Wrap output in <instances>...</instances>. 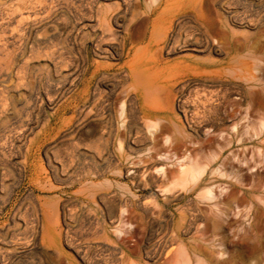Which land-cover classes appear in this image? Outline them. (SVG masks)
Returning a JSON list of instances; mask_svg holds the SVG:
<instances>
[{"label": "rangeland", "instance_id": "obj_1", "mask_svg": "<svg viewBox=\"0 0 264 264\" xmlns=\"http://www.w3.org/2000/svg\"><path fill=\"white\" fill-rule=\"evenodd\" d=\"M159 2L0 0V264H264V0Z\"/></svg>", "mask_w": 264, "mask_h": 264}, {"label": "bare ground", "instance_id": "obj_2", "mask_svg": "<svg viewBox=\"0 0 264 264\" xmlns=\"http://www.w3.org/2000/svg\"><path fill=\"white\" fill-rule=\"evenodd\" d=\"M195 2H196V0H160V2H159V6L156 8V10L154 11V14H155V18H154V21H153V24H152V29H151V35L154 37L156 34H157V32L159 31V29L161 28V26H163V22H164V18L167 16V15H171L172 16V14H181V13H185V12H187V11H189L190 9H192V8H194V4H195ZM175 35L177 36V37H180V38H178V40L180 41V40H182V38H183V36H186V35H188V34H186L185 32H183V31H178L177 30V28H176V26H172V24H171V26H170V28H169V30L167 31V33H166V38L167 39H170V38H174L175 37ZM151 36V37H152ZM153 39V38H152ZM185 39H187V38H185ZM186 43V42H185ZM131 50V49H130ZM133 51V54H132V58L129 60V62L127 63V67H128V73H127V76H129V77H131L134 81L133 82H135L136 83V86L134 85V87H135V89H136V91H135V93H136V95L139 97V98H143V97H145L149 92L148 91H150V88H149V86L151 85V83H152V81H151V79H152V74L154 73V68H153V66H151V64L150 63H148L146 60H145V58H144V56H142V55H140V54H138L139 52H138V50H132ZM147 53V52H146ZM146 55V54H145ZM149 55V54H148ZM147 56V55H146ZM205 61H204V59H197V58H194V57H192V56H189V57H183V58H181V59H178L173 65H176V66H182L183 67V69H187V70H192V69H195V68H204L205 67ZM166 74H168V76H171V72L170 71H167L166 72ZM124 102V101H123ZM125 106V108L127 107L126 105H124ZM91 108V107H90ZM122 108V107H121ZM137 109V108H136ZM89 111V110H88ZM129 111V110H128ZM130 112V111H129ZM134 112V111H133ZM188 112V111H187ZM129 115H130V113H129ZM142 116H143V119H144V122H145V124H144V122H143V124L144 125H146L147 127H150L151 128V126H154V124H155V121H152V120H149V115L147 114V112H144L143 114H142ZM188 116V115H187ZM126 119V118H125ZM165 120V119H164ZM161 120H159L157 123H159ZM167 121V120H166ZM136 122V121H135ZM124 123V122H123ZM156 123V124H157ZM162 123V122H161ZM161 123H159V124H161ZM168 123H172V120L169 118L168 119ZM167 123V124H168ZM174 123V122H173ZM176 123V122H175ZM138 124H140V123H138ZM143 124H141L142 125V128H143ZM140 125V126H141ZM175 125H177V124H175ZM132 126V125H131ZM156 126H158V125H156ZM178 126V125H177ZM124 127H125V123H124ZM130 127V126H129ZM164 127V126H163ZM145 128V127H144ZM169 128V127H168ZM172 128V127H171ZM124 129V128H123ZM131 129V128H130ZM148 129V128H147ZM146 129V130H147ZM152 129V128H151ZM166 129V128H165ZM143 130V129H142ZM169 130V129H168ZM133 131V130H132ZM139 131V130H138ZM147 132H149V131H147ZM130 133H132V132H130ZM137 133V132H136ZM166 133H168V135L170 134L169 132H166ZM129 134V133H128ZM139 134H141V133H139ZM143 135H144V133H143ZM152 135H153V133H152ZM130 136V135H129ZM141 136V135H140ZM155 136H157V135H155ZM159 136H161V134H159ZM165 136V135H164ZM171 136V135H170ZM182 136V135H181ZM100 137V136H99ZM142 137V136H141ZM149 137V136H148ZM158 137V136H157ZM156 137V138H157ZM167 137V136H166ZM128 138H130V137H128ZM136 138V137H135ZM155 138V139H156ZM168 138H169V136H168ZM167 138V139H168ZM171 138V137H170ZM175 138V137H174ZM184 138V137H183ZM133 139V138H132ZM163 139H165V138H163ZM162 139V140H163ZM179 139V138H178ZM128 140V139H127ZM169 140V139H168ZM176 140V139H175ZM180 140V139H179ZM130 141V140H129ZM151 142V141H150ZM168 142V141H167ZM173 141L171 140V143H172ZM165 143V142H164ZM179 143V142H178ZM156 144V143H155ZM165 144H167V143H165ZM181 144V143H180ZM154 145V144H153ZM175 145V144H174ZM182 146H184V145H182ZM150 147V146H149ZM151 148H152V146H151ZM155 148V147H154ZM184 148H185V146H184ZM153 149V148H152ZM173 149L175 150V147H173ZM182 149V148H181ZM151 150V149H150ZM184 149H182L181 151H183ZM168 152H170V151H168ZM177 153V152H176ZM192 153V152H191ZM178 154V153H177ZM176 154V155H177ZM156 155H159V154H156ZM175 155V156H176ZM192 155V154H191ZM168 157V156H167ZM166 157V158H167ZM172 157V156H171ZM191 157H193V156H191ZM195 157V156H194ZM169 158V157H168ZM167 158V159H168ZM173 158V157H172ZM186 157H184V159H185ZM171 159V158H170ZM183 159V158H182ZM192 159V158H191ZM193 160V159H192ZM196 159H194L193 161H195ZM155 161V160H154ZM159 161V160H158ZM158 163V162H157ZM161 163V162H160ZM191 163H192V161H191ZM188 164H190V163H188ZM195 164V163H194ZM153 166V165H152ZM176 166H178V165H176ZM184 167H185V165H183ZM186 166H188L187 165V163H186ZM192 166H194V165H192ZM153 167H156V166H153ZM160 167V164H159V166H157V169L155 168V172H156V170H157V172H158V168ZM161 167L162 168H159V171H163V170H167V169H165L166 168V166H165V168L163 169V167L164 166H162L161 165ZM147 168V167H146ZM168 168V167H167ZM178 168V167H177ZM183 168V167H182ZM150 168H148V170H149ZM152 169H154V168H152ZM169 169H171V168H169ZM172 170V169H171ZM174 170V169H173ZM133 171V170H132ZM131 171V172H132ZM136 171V170H135ZM145 171V170H144ZM147 171V170H146ZM160 172V173H161ZM164 172H166V171H164ZM171 173L173 172V171H170ZM204 172V169L202 170V169H200V168H198V169H196V167L194 168V167H191V166H188V167H186V168H184V171H182V174H183V176L181 177L180 176V178L181 179H179V180H183V182H184V180L185 181H187L189 178H196V177H198L200 174H202ZM152 173H154V172H152ZM180 172H178V170H177V175L179 174ZM150 174H151V172H150ZM162 174V173H161ZM164 175H165V173H163ZM166 174H169V171H167L166 172ZM174 173H172V175H173ZM157 175H160V174H158L157 173ZM164 175H162V176H164ZM171 175V176H172ZM180 175V174H179ZM189 176V177H188ZM160 178V177H159ZM172 178H174L173 176H172ZM210 192V191H209ZM187 253L185 252V249L184 248H180V250H178V252L176 253V255L173 257V258H171V264H188V262L190 261V260H188V258H187V255H186Z\"/></svg>", "mask_w": 264, "mask_h": 264}, {"label": "crops", "instance_id": "obj_3", "mask_svg": "<svg viewBox=\"0 0 264 264\" xmlns=\"http://www.w3.org/2000/svg\"><path fill=\"white\" fill-rule=\"evenodd\" d=\"M105 174H106V173H105ZM100 176H102V174H101Z\"/></svg>", "mask_w": 264, "mask_h": 264}]
</instances>
